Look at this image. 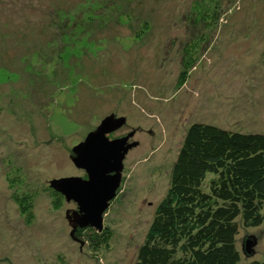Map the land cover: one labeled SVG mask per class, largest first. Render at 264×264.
Returning <instances> with one entry per match:
<instances>
[{
  "label": "rangeland",
  "instance_id": "obj_1",
  "mask_svg": "<svg viewBox=\"0 0 264 264\" xmlns=\"http://www.w3.org/2000/svg\"><path fill=\"white\" fill-rule=\"evenodd\" d=\"M4 24L0 264H134L189 126L264 132V0H0ZM111 114L131 146L101 228L79 226L51 181L87 177L72 149ZM247 237L241 264L264 220Z\"/></svg>",
  "mask_w": 264,
  "mask_h": 264
},
{
  "label": "trees",
  "instance_id": "obj_2",
  "mask_svg": "<svg viewBox=\"0 0 264 264\" xmlns=\"http://www.w3.org/2000/svg\"><path fill=\"white\" fill-rule=\"evenodd\" d=\"M210 15L218 23L219 12ZM5 53L8 61L17 59L14 50L9 54L0 45V57ZM207 173L214 176L205 187ZM263 220L264 132L196 122L185 133L169 190L154 211L134 264H241L239 229ZM245 264H264V254Z\"/></svg>",
  "mask_w": 264,
  "mask_h": 264
},
{
  "label": "water",
  "instance_id": "obj_3",
  "mask_svg": "<svg viewBox=\"0 0 264 264\" xmlns=\"http://www.w3.org/2000/svg\"><path fill=\"white\" fill-rule=\"evenodd\" d=\"M125 121L124 117H105L83 142L73 147L76 154L72 158L77 167L86 170V178L79 176L61 177L51 181L67 201L77 204L73 221L79 226L90 224L101 228L102 214L109 201L115 196L121 180L122 160L131 144L126 145L127 137L109 139L113 132ZM255 239L247 237L242 250L250 254Z\"/></svg>",
  "mask_w": 264,
  "mask_h": 264
},
{
  "label": "bare ground",
  "instance_id": "obj_4",
  "mask_svg": "<svg viewBox=\"0 0 264 264\" xmlns=\"http://www.w3.org/2000/svg\"><path fill=\"white\" fill-rule=\"evenodd\" d=\"M39 249V248H38Z\"/></svg>",
  "mask_w": 264,
  "mask_h": 264
}]
</instances>
